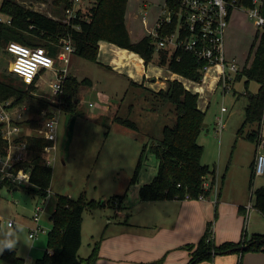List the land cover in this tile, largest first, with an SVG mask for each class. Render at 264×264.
Returning <instances> with one entry per match:
<instances>
[{"label":"rangeland","instance_id":"obj_1","mask_svg":"<svg viewBox=\"0 0 264 264\" xmlns=\"http://www.w3.org/2000/svg\"><path fill=\"white\" fill-rule=\"evenodd\" d=\"M17 1L27 8L52 15L57 19L63 20L65 17L64 12L62 15L58 14L59 9L54 7L51 0ZM165 1L128 0L127 24L133 39H139L153 28L155 19L164 9ZM1 2L2 0L0 5ZM87 6L88 3L83 9ZM231 17L235 22L231 23L230 31L224 38L225 55L226 58L237 57L239 63L243 59L244 64L248 55L251 57L253 55L251 45L258 27L242 9H234ZM58 54L55 57V68L60 69L58 71L65 69V76L72 75L79 82L88 78L90 82L80 85L77 107L83 115L76 118L72 140L66 149L63 147V141L68 115L62 111L59 116V144L56 153L59 160L52 164L53 198H45L43 204L45 209L40 212L38 221L45 232H38L37 239H31L29 233L30 229L36 227L34 221L36 206L42 205L44 199L28 192L24 187L0 186V240H12L16 234L18 242L13 250L17 255L25 257L26 264H34V260L41 256L47 247V232L51 228L50 215L56 194L68 195L75 199L84 192L89 200L106 203L103 206L87 208L82 215L78 255L81 258L87 257L92 247L97 244L99 252L106 232L113 230V227H122L112 222L121 217L115 215V210L125 211L124 219L128 218L129 211L133 210L135 214L134 207L131 210L125 207L139 201L137 197L139 199L140 186L153 180L158 171L159 161L151 146L162 138L163 127L173 126L176 121L173 105L159 102L152 94L159 88L158 82L161 79L165 80L173 74L166 66L158 64L157 51L147 65L144 64L148 76L155 79L146 78L143 85H136L128 77L127 68H114L111 64L102 63L101 61L104 62L105 59L100 57V54L97 61L87 60L72 53L67 54V61L58 60ZM10 60L11 57L5 51L1 52L0 77L9 75L21 81L20 77L10 72ZM56 80L57 75L54 71H43L39 81L34 84L36 89L32 94L53 103L54 94L51 92L50 84ZM244 80L245 77L236 80L233 78L229 82V87L224 88L219 77L214 80L202 77L200 82L183 78L185 86L197 91L199 108L205 113L203 128L197 141L203 147L202 163L215 168L214 186L220 194L218 201H215L214 193H211L209 200L213 216L210 227L212 239L216 233L219 206L223 204V200H237L246 203V206L249 203L253 205L252 191L264 185V173L254 176L252 187L250 185L256 143L244 135L255 130L257 125H247L242 135L238 133L245 118L244 108L248 102L246 93H255L259 88V84L251 80L246 89ZM27 103L25 100L7 112L11 113V116L20 113L24 121L32 115L26 111ZM222 108H225L224 114L222 113L224 126L219 130L218 118L221 116ZM114 116L131 121L135 128L117 123L113 120ZM102 118L104 123L101 121ZM21 125V131L24 133L36 131L37 125L34 123L24 122ZM261 144L264 152V124ZM61 157L64 158V164L60 160ZM139 160L140 165L137 168ZM135 170L136 176L132 180ZM116 195L121 196V199L117 198V204L113 201L108 204L107 202ZM245 218L248 237L253 232L264 234V217L257 209L251 206ZM8 222H11L12 226H8ZM8 230L12 232L9 233ZM256 253L244 251L242 264H263L262 260L256 257ZM2 261L0 254V264H3Z\"/></svg>","mask_w":264,"mask_h":264},{"label":"trees","instance_id":"obj_2","mask_svg":"<svg viewBox=\"0 0 264 264\" xmlns=\"http://www.w3.org/2000/svg\"><path fill=\"white\" fill-rule=\"evenodd\" d=\"M173 1L178 4V0H166L165 3L171 6ZM233 1L238 8L252 6V0ZM51 2L55 8L59 9V15H62L70 5L69 0H51ZM87 2L86 9L79 10L77 16L70 23H65L54 16L27 8L17 0H2L0 5V14L2 15L0 16L3 18L0 20V56L1 52H6L7 44L15 41L30 47H43L51 56L56 57L66 40L69 39L73 47L72 54L97 61L99 43L105 41L135 52L147 65L156 52L154 39L146 34L136 41L132 40L127 28L128 0H87ZM262 14L264 15V0ZM171 30H173V25L169 24H164L162 28L158 29L159 33ZM252 50V57L250 54L248 55L243 67L237 70L234 80L245 77L244 86L246 89L251 80L259 84L255 93H246L248 102L244 108L245 118L238 130V133L242 135L247 125L256 124L255 130L244 135L258 146L261 143L264 124V30L256 31L251 45ZM157 52L159 54L158 64L166 66L170 72L195 82L201 81L203 62L194 54L182 49L173 52L168 50ZM37 79L38 77L35 82ZM89 82L88 78L79 82L76 77L69 74L64 78L63 91L59 94L61 104L56 106L68 115L63 141L65 149L68 148L72 140L76 118L83 115L77 107L80 85ZM35 89L34 83L26 84L9 75L0 77V103L9 101L7 107L14 108L27 100V109L33 118L19 123H34L39 127L41 112L52 103L33 95L32 92ZM152 94L159 102L173 105L176 121L173 126L165 125L162 138L151 146L159 161L158 171L153 180L140 186V199L143 201L184 199L186 195L189 196V199H198L199 195L208 196L210 189L204 188L203 182L206 179L215 178V168L201 161L203 147L197 139L203 128L205 113L199 108L198 93L188 89L179 79H168L165 88L153 91ZM47 116H51V113H48ZM113 120L135 128L134 123L127 119L114 116ZM101 121L104 123L103 118ZM2 126L3 123H0V155H5L8 151V142L2 136ZM19 141L26 143V151L23 160L16 162L12 168L13 172L24 175L27 181L23 186L16 185L9 177L1 178L0 174V186L24 187L28 192L45 199L50 194L53 167L46 163L43 152L44 148L51 145L52 142L36 132L18 137L16 142ZM139 165L140 160L137 168ZM135 176L136 170L132 180L135 179ZM253 178L252 173L251 187ZM252 192L254 195L253 207L264 217V185L257 187ZM120 197L116 195L107 203L113 201L114 204H117V198ZM105 204L89 200L84 192L75 199L68 195L56 194L54 210L50 215L51 228L47 232L46 241L47 248L51 252L45 251L42 256L35 259L34 264H96L99 257L98 244L92 247L87 257L81 258L78 255L81 245L82 215L87 208ZM210 227L211 223L207 225L205 234L197 244L185 245V248L191 251L187 264L211 260L217 254L237 253L241 256L244 251H264V234H253L249 238L244 236V239L237 243L216 244L212 239L207 240ZM242 247L245 249H241ZM1 259L11 264H24L22 258L14 256V250L5 249L1 254Z\"/></svg>","mask_w":264,"mask_h":264},{"label":"built area","instance_id":"obj_3","mask_svg":"<svg viewBox=\"0 0 264 264\" xmlns=\"http://www.w3.org/2000/svg\"><path fill=\"white\" fill-rule=\"evenodd\" d=\"M70 5L65 9V17L62 20L65 23L77 16V12L87 5V0H69ZM174 2V1H173ZM172 2V3H173ZM171 6L164 4L162 13L158 16L154 27L148 32L154 39V48L156 51L168 50L176 51L182 49L194 54L201 62H203L202 71L204 74L214 67L219 68V81L224 88L229 87V82L233 80L238 67L234 60L227 61L224 50V37L229 23L230 12L233 9H242L247 16L253 21L258 30H264V15L262 14L263 0H252V6L246 8H238L235 2L229 0H178ZM0 20L3 18L0 16ZM9 23V20L7 19ZM173 25V30L159 33L158 29L162 25ZM67 51V53H66ZM6 52L11 57L9 70L26 84H36L40 75L45 70H52L57 75V80L50 84L51 92L54 94L52 104L43 110L40 114V126L36 132L45 139L52 142L44 148L43 153H50L56 149L58 137L59 116L62 114L59 94L63 91V81L66 70L58 71L55 68V57L51 56L43 47H30L15 41L9 42L6 46ZM58 54V60L67 61L69 53L73 52V47L69 39L61 48ZM202 76V77H203ZM36 77L38 79L35 82ZM9 101L0 103V123L2 126V136L8 142V151L5 155H0V174L1 178L9 177L13 184L22 185L27 179L20 173L13 172V165L23 160L26 151V143L24 141L16 142V139L22 136L21 124L22 117L20 113L17 116H11L7 110ZM27 109V108H26ZM218 118L219 130L223 128V112ZM51 113V116H47ZM262 144L257 146V152L253 164L252 173L254 176L264 173V152ZM47 164L51 160L46 161ZM214 179V182H213ZM215 178L206 179L203 186L210 189L208 196L199 195L198 199L211 198L214 193L215 201H218V190L215 189ZM184 199H189L186 195ZM253 206L251 203L246 207L248 209ZM42 205L36 206L34 221L35 229L29 233L30 238H36L38 232H45L38 224L40 212L42 213ZM8 225H12L8 222ZM211 230L207 240H211ZM240 264V261L237 263Z\"/></svg>","mask_w":264,"mask_h":264},{"label":"crops","instance_id":"obj_4","mask_svg":"<svg viewBox=\"0 0 264 264\" xmlns=\"http://www.w3.org/2000/svg\"><path fill=\"white\" fill-rule=\"evenodd\" d=\"M233 10L230 12L229 23L225 32L226 36L230 31L231 23L233 21L235 22V19L231 17ZM155 23H153V25H155ZM127 28L131 35V30L129 29L128 24ZM146 34L144 33L142 36ZM132 40L136 41L138 39L132 38ZM98 54H100V57L102 56L105 59L104 62L101 61L102 63L111 64L114 68H127L128 77L137 84H143L144 79L146 78L150 80L155 79L148 76L146 72V66L144 65V60L135 52L120 48L112 43L107 45L105 41H101L99 43ZM226 59L227 61L234 60L238 69L242 68L244 65L243 59L239 63L237 57L235 56H227ZM210 70L212 73L207 71L203 76L204 79L214 80L217 78L219 68L214 67ZM168 79H179L183 82L182 76L173 73L169 78H166L165 80L161 79L158 82L160 86L157 90L165 88ZM139 81L142 82L140 83ZM26 108H28L27 105ZM26 111L28 112V109ZM28 118H33V116L31 115ZM37 128L38 126L36 127V130ZM22 134L25 135L27 133L22 131ZM58 144L57 137L56 149L50 153H44V160H51V166L55 161L59 160L56 154L58 150ZM257 149L258 148L256 146V152ZM256 152L254 155V160ZM60 160L64 164V158L61 157ZM254 160L252 163V170ZM50 188V194L47 198L50 197V199H52V186H50ZM219 195L220 194L218 193V199ZM137 200L139 201L125 207L126 209L129 208L130 210L134 207L135 210V214L133 213V210L129 211V216L126 219L123 218L125 216V211L119 210L121 212L120 213L117 209L115 210V215H121V217L119 219L117 217V221L112 222L118 223L122 225V227H113V230L110 232L109 230L108 232L104 230L106 235L101 242L100 251L98 252L99 257L96 264H187L190 259L191 251L187 250L185 245L197 244V242L205 234L207 225L212 223L211 219L213 216L211 203L209 201L210 197L202 200L173 198L143 201L139 196V199L137 197ZM44 202L45 199L41 203L43 211L45 209L43 206ZM245 204L246 203H242L237 200H223V204L219 206V215L216 221V233L213 234L212 239L216 244H221L224 242L237 243L244 239V236L249 238L253 234H263L260 232H253V234L248 237L245 230V214L248 212L246 209L247 206ZM54 206L55 203L53 205L52 211L54 210ZM136 211L138 214H136ZM110 223L111 221L108 222V224ZM37 237L31 239L35 240ZM45 251L51 252V250L47 247L44 249V252ZM242 255L244 256V254ZM242 255L240 256V254L237 253H227L223 255L217 254L211 260L202 261L196 264H237L239 261H241L242 264ZM14 256L22 258L24 260V264H26L25 257L17 255L15 252ZM256 257L262 260L264 264V251H258L256 253ZM2 263L11 264L4 260Z\"/></svg>","mask_w":264,"mask_h":264},{"label":"clouds","instance_id":"obj_5","mask_svg":"<svg viewBox=\"0 0 264 264\" xmlns=\"http://www.w3.org/2000/svg\"><path fill=\"white\" fill-rule=\"evenodd\" d=\"M9 233L12 232V230H8ZM18 242V237L14 236V239L12 240H0V254L3 253L4 249L7 248L9 251L13 250L16 243Z\"/></svg>","mask_w":264,"mask_h":264},{"label":"water","instance_id":"obj_6","mask_svg":"<svg viewBox=\"0 0 264 264\" xmlns=\"http://www.w3.org/2000/svg\"><path fill=\"white\" fill-rule=\"evenodd\" d=\"M22 186H23V184H22ZM241 249H245V247H242Z\"/></svg>","mask_w":264,"mask_h":264}]
</instances>
